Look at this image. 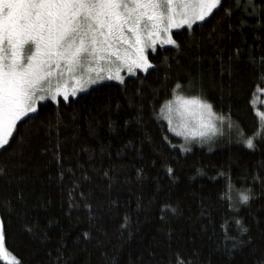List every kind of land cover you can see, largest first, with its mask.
<instances>
[{"label": "trees", "instance_id": "16d2710c", "mask_svg": "<svg viewBox=\"0 0 264 264\" xmlns=\"http://www.w3.org/2000/svg\"><path fill=\"white\" fill-rule=\"evenodd\" d=\"M253 2L255 12L248 0H221L204 21L173 30L176 45L148 51L145 71L45 99L17 121L0 147L12 256L0 264H260L264 137L244 143L264 127L254 104L264 88V0ZM177 83V94L230 117L231 130L183 144L160 114ZM229 178L251 189L248 204L234 190L228 207Z\"/></svg>", "mask_w": 264, "mask_h": 264}, {"label": "snow or ice", "instance_id": "6c2138e0", "mask_svg": "<svg viewBox=\"0 0 264 264\" xmlns=\"http://www.w3.org/2000/svg\"><path fill=\"white\" fill-rule=\"evenodd\" d=\"M221 0H0V147L13 137L17 121L28 113L38 110V101H57L62 95L68 99V88L53 79L63 80L72 74L71 95L77 89L87 88L104 77L102 62L115 56L129 72L135 68L148 69L150 61L145 55L148 42L154 47L156 39L162 44L176 45L170 29L181 24L192 28L195 22L204 21L220 4ZM253 12L257 6L248 0ZM246 10V9H245ZM225 11H230L226 9ZM264 11V6H261ZM127 45V49L123 46ZM123 49V54H121ZM264 62V61H262ZM80 68L95 71L96 77L75 73ZM111 75V73H110ZM114 78L123 80L116 69ZM184 86L177 83L173 89V99L161 105L160 114L168 120L169 129L186 139L206 138L218 131L215 120L228 121L231 118L217 115L213 106L199 96L178 95ZM261 91H264L262 89ZM46 94V95H45ZM175 110L180 115H193L197 120L194 128L186 123L180 128L173 127L170 113ZM167 110V111H166ZM264 116V113L260 114ZM264 137V127H260L244 141L248 148L255 146L257 138ZM165 139H167L165 137ZM203 142V141H201ZM184 149H182L183 151ZM173 170L168 169L171 173ZM223 175V173H221ZM221 196L228 200V207H234L232 192H236L238 205L248 204L253 193L251 189H234L231 178ZM175 212V209H172ZM127 219V217H125ZM239 231L247 229L237 218ZM224 227V225H221ZM31 231V229H28ZM85 237L89 233L83 234ZM235 240V238H231ZM236 247V243H233ZM5 236L0 222V254L4 253ZM264 264V259L260 261Z\"/></svg>", "mask_w": 264, "mask_h": 264}, {"label": "rangeland", "instance_id": "374dc122", "mask_svg": "<svg viewBox=\"0 0 264 264\" xmlns=\"http://www.w3.org/2000/svg\"><path fill=\"white\" fill-rule=\"evenodd\" d=\"M182 26H187V25H183L181 24L179 27H176V28H172L170 29V33L172 35V31L175 30V29H178V28H181ZM160 45H168V44H162L160 42V39H156V43H155V46L153 47L151 45V42L149 41L148 42V45L145 47L144 51H145V55L147 56V53L148 51H154L158 46ZM123 49H126L124 46H123ZM123 49H122V52L121 54H123ZM99 67L103 68L104 70L102 72H100V75L103 76L104 78L101 79V80H98V81H103V80H113L115 79L114 78V75H115V71L117 68H119V74L123 77V76H127V75H133V74H136L140 71H145V69H140V68H135L132 72H129L128 69H127V66H122L120 61L116 59L115 56H112L110 58V60L108 61H105V62H102ZM111 73V75H110ZM96 72L95 71H92V72H88L86 70V68H80L77 70V72L75 73L76 77L77 78H80L82 76H91L93 79H95L96 77ZM71 75L72 74H67L66 77L63 79V80H59L57 81V79H53V85L55 86L58 82L59 84L61 85H65L67 86L68 88V95L72 96L71 95V91H72V84L74 83V81L71 79ZM117 80V79H115ZM91 85V84H89ZM88 85V87H89ZM87 88H84V89H77V93L79 92H82ZM264 89V88H263ZM46 95V94H45ZM77 95V94H76ZM178 95H181V96H185V97H192V96H196V95H187V94H184V93H178ZM201 98V97H200ZM46 99H50L47 97L46 95ZM173 99V96L168 100H172ZM203 99V98H201ZM205 100V99H203ZM44 101V100H43ZM41 101H38V104L40 103ZM208 102V101H207ZM254 104H255V110L260 118V121L262 123V125L264 126V116H261L260 114L261 113H264V91H261L260 92V95H259V98H256L255 101H254ZM175 103L173 104V111L170 113V116H171V119H172V124H173V127H176V128H180L182 124L186 123L188 125L189 128H194L196 127L197 125V120L194 118L193 115H180L179 113L176 112L175 110ZM213 112L216 113L214 111V109L212 108ZM167 111V110H166ZM30 114V113H28ZM26 114V115H28ZM217 115H219L218 113H216ZM166 121L168 122V120L166 119ZM214 123L216 124V127L218 129V131L214 134H210L208 137L206 138H201V137H190V138H185L184 136L182 135H178L182 138L183 140V144L185 145H189L193 142H198L200 140H207V141H212L213 139L215 138H218L220 137L221 135L224 134L225 131L229 130L228 128V121L225 120L224 122H221L219 120H215ZM169 125V124H168ZM233 126V125H232ZM173 132V131H172ZM175 133V132H173ZM176 134V133H175ZM0 257L5 260V261H8V262H11L12 261V256L6 251V249L4 248V253L3 254H0Z\"/></svg>", "mask_w": 264, "mask_h": 264}, {"label": "flooded vegetation", "instance_id": "af4514ba", "mask_svg": "<svg viewBox=\"0 0 264 264\" xmlns=\"http://www.w3.org/2000/svg\"><path fill=\"white\" fill-rule=\"evenodd\" d=\"M124 47L127 49L128 48V46L127 45H124ZM59 95V94H58Z\"/></svg>", "mask_w": 264, "mask_h": 264}]
</instances>
